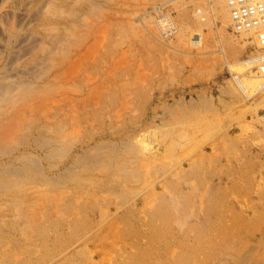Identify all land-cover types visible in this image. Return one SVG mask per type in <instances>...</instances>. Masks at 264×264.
Segmentation results:
<instances>
[{"label": "rangeland", "instance_id": "obj_1", "mask_svg": "<svg viewBox=\"0 0 264 264\" xmlns=\"http://www.w3.org/2000/svg\"><path fill=\"white\" fill-rule=\"evenodd\" d=\"M214 2L0 0V264H264V52Z\"/></svg>", "mask_w": 264, "mask_h": 264}, {"label": "built area", "instance_id": "obj_2", "mask_svg": "<svg viewBox=\"0 0 264 264\" xmlns=\"http://www.w3.org/2000/svg\"><path fill=\"white\" fill-rule=\"evenodd\" d=\"M228 7L231 28L234 32L250 31L258 34L259 47L264 52V5L262 0H225ZM264 57V53H263ZM260 68H264V60L259 58ZM264 121V120H263Z\"/></svg>", "mask_w": 264, "mask_h": 264}, {"label": "bare ground", "instance_id": "obj_3", "mask_svg": "<svg viewBox=\"0 0 264 264\" xmlns=\"http://www.w3.org/2000/svg\"><path fill=\"white\" fill-rule=\"evenodd\" d=\"M262 4L264 5V0H262ZM214 6H215V10L214 11H216V13H217V15H218V17H220V19L221 20H226L227 22H228V24L231 26V22H230V18H229V13H228V7H227V5H226V2H225V0H215V2H214V4H213ZM214 9V8H213ZM196 14V13H195ZM200 16V12L199 11H197V17H199ZM250 31H241V32H238V33H240V34H247V33H249ZM252 33V32H251ZM256 39L258 40V43L260 44V42H259V37H258V34L256 35ZM259 60V59H258ZM263 60V59H262ZM259 62V61H258ZM263 69V68H262ZM262 73H263V75H264V70L263 71H261ZM260 75V74H259ZM255 76H257V74H255ZM242 92V91H241ZM242 95L244 94L243 92L241 93ZM262 102H261V105L263 106V108H264V96H263V98H262V100H261ZM264 110V109H263ZM262 119V118H261ZM262 122H263V128H264V121L262 120ZM147 148V147H146ZM217 205V204H216ZM163 213V212H162ZM260 214V213H259ZM234 219V218H233ZM232 221V220H231ZM234 222V221H233ZM229 223V222H228ZM228 228V227H227ZM237 228V227H236ZM224 229V228H223ZM219 237V236H218ZM239 241V240H238ZM185 264V263H184Z\"/></svg>", "mask_w": 264, "mask_h": 264}]
</instances>
